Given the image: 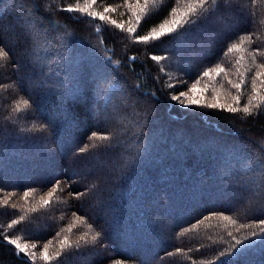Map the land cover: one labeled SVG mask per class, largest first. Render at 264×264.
Segmentation results:
<instances>
[{"label":"trees","instance_id":"16d2710c","mask_svg":"<svg viewBox=\"0 0 264 264\" xmlns=\"http://www.w3.org/2000/svg\"><path fill=\"white\" fill-rule=\"evenodd\" d=\"M83 2L0 0V24L19 33L0 35L11 53V61L0 59L6 85L0 87V264H33V251L35 264H219L234 239L264 219V198L246 190L264 183V85L257 80L255 94L251 87L264 64V54L254 51L264 52V0H232L231 9L149 46L129 37L136 14L137 34L145 35L172 7L186 11L191 0H156L145 14L143 0H99L93 10L116 8L105 15L123 21V31L110 20L65 10ZM233 43L240 47L225 55ZM217 63L225 72L202 77ZM241 77L243 92L228 83ZM234 96L241 99L236 112L190 103L226 108L235 106ZM23 99L30 107L21 102L17 119L14 108ZM92 132L112 139L89 140ZM86 189L79 198L70 195ZM7 192L16 195L4 205ZM5 236L27 244V252L17 255ZM229 264H264V243Z\"/></svg>","mask_w":264,"mask_h":264},{"label":"snow or ice","instance_id":"6c2138e0","mask_svg":"<svg viewBox=\"0 0 264 264\" xmlns=\"http://www.w3.org/2000/svg\"><path fill=\"white\" fill-rule=\"evenodd\" d=\"M140 0H137V4H139ZM156 2V0H143V6L139 8V13L141 14H145L149 12V6L151 4H154ZM176 3H181L182 0H175ZM257 2V0H252V3L255 4ZM99 3V0H84L83 2V6L82 7H68L67 9H65L68 12H80V13H86L89 17H91L93 20H95L97 17L99 18L100 21H105V20H110V22L115 25L117 28H119L121 31L124 30L125 28V24L123 21L121 22H117L116 20H112L109 16H106L105 13H113L115 12L117 9L110 7V6H106L103 8V11H96L93 10L94 6L97 5ZM124 3L127 4V0H124ZM209 3H211V7H208ZM232 0H191L190 3H187V9L186 11L183 12H179L177 8L172 7L169 10L168 16L164 17L160 23L157 26H154L147 34L145 35H139L138 33V27L141 25L142 20H141V15L136 14L135 16V23L137 27H129L127 29L128 33H129V37L136 43H142L146 46L151 45L153 42L159 41L161 40L162 37H164L165 35H170L174 32L177 31L178 28H184L185 25H187L189 28L194 25V24H199L202 20L203 21H208L212 18V16H214L217 12L220 11H226L232 8ZM2 18V17H0ZM148 18L147 15L144 16V19L146 20ZM23 31V30H21ZM102 29L100 27V25L96 26V32L97 34L101 33ZM0 35L2 36H9V35H15V36H19V33H14L13 31H11V26L10 25H4V24H0ZM37 39H39V37L37 36ZM249 39L248 36H244L241 39V42H243V40H247ZM26 42H30L28 40H26ZM100 45L103 46L104 45V40L101 37L100 38ZM240 47L239 44H231V46H229L227 48V51L225 52V55H227L228 53H231L234 49H238ZM255 52L257 53H261L264 54V52H262V50H260L259 48L254 49ZM7 58L9 61H11V53L10 50H7L3 43L0 42V59H5ZM152 60L154 61H161L162 59H164V57L159 56V55H152L150 57ZM130 59H135V57H130ZM12 67H17V65L15 63H12L11 65ZM257 67L260 69V71H257L254 73V75L251 77L252 79V84L251 87L253 89V93L255 94V90L257 88V84L256 81L259 80L260 85H264V79H260L262 76H264V64H258ZM212 72H215L217 74V76H219L220 73L225 72V68L220 67L219 63H217V65L214 68H209L208 70L204 71L202 73V77H209L211 75ZM197 78V80L192 84L191 88L189 89L190 91H197V84L200 83V79L202 78ZM182 83H186L185 81H180ZM228 83L231 85L232 88L241 90V92H243L244 87L247 84V80L244 77H241L240 80L238 82H233L232 80H228ZM0 87H6L5 84H0ZM168 87L170 88H174L175 85L174 84H169ZM205 91H207V89H205ZM180 96H185L186 93L185 92H180L179 94ZM172 99L173 100H179V96H177L175 93L172 94ZM234 101H235V106L233 105H229L226 108L222 105H220L218 102L217 103H211V104H204V105H199L198 101L196 100H191L190 103L193 105H197L198 107H206L208 109H219L222 111H231V112H236L238 110V106L241 105V99L239 96H234L233 97ZM23 103V105L25 107H30L29 105V101L27 99H23L22 101H17V106L14 108L15 113L17 114V119L20 118L19 114L21 113L22 109L21 107H19L18 105L20 103ZM249 104H251V106L253 108H255L257 110V112L260 110V105H256L254 104L252 101H249ZM243 111L246 114H251L250 113V108L249 106L245 105L243 106ZM27 118V117H25ZM98 139V140H102V141H110L112 139V137L108 134H104V133H99V132H92L91 135L88 137L89 140L92 139ZM89 146L85 145L83 147H80L78 149L77 154H83L85 153V151L87 150ZM108 147V146H105ZM60 183L59 180H56V185H58ZM255 182L253 181L252 183L248 184L246 186V190L249 194V196H260L261 198H264V183H261L259 185H256L255 187H253V184ZM56 187L53 186L52 188V192L50 193V196L52 194L55 193L56 191ZM35 191V188H31L27 191H24L22 193L23 198L27 199L30 196V192ZM0 192H5V189L3 187H0ZM87 192V189L84 192H72L70 193V195H73L75 198H79L83 195H85ZM16 195L15 192H7L5 198H4V205H7L9 203V200ZM50 199L48 200H44L43 203L44 205H48L50 203ZM73 215H76V213H73ZM213 215H217V213H213ZM208 216H205L204 219H208ZM224 219H229V217L224 216ZM21 219H23V217H21ZM231 223H235V221H231ZM17 223L16 220H13L10 224H8V227L11 228L13 227V225H15ZM241 227L244 228H248V227H253V225L251 224H243L241 225ZM57 235H59V233H57ZM100 233L97 232L94 236H92V240L93 242H96L99 237H100ZM231 235V234H230ZM5 239L7 240V242L9 244H13L15 245L16 249L18 250L17 255H19L20 253H26L27 252V244H25L24 246H21L20 243H18L16 240L8 238L7 236H5ZM80 241H83L85 244H87V241L84 240V237L81 236L80 237ZM80 241L77 242V250L79 248V243ZM51 241H49L50 243ZM62 243H67L69 248H72V244L68 243L67 240L61 241ZM259 243H264V219H260L256 224H255V228L252 232H250L247 236L241 238V239H234V250L233 252H231L227 257L222 258L219 261V264H229V262H232L234 260V258L243 255L245 252L249 251L252 247L256 246ZM32 248L35 250L38 247V242H32L31 244ZM199 250V249H197ZM176 251H180V249H177ZM63 251H61V253H58V255H62ZM170 254V253H169ZM41 255H43V258L47 261L49 259V255L47 252V244H45L44 246V251L41 253ZM35 257H36V253L35 251H33L32 253V261L33 264H35Z\"/></svg>","mask_w":264,"mask_h":264},{"label":"rangeland","instance_id":"374dc122","mask_svg":"<svg viewBox=\"0 0 264 264\" xmlns=\"http://www.w3.org/2000/svg\"><path fill=\"white\" fill-rule=\"evenodd\" d=\"M193 98V97H192Z\"/></svg>","mask_w":264,"mask_h":264}]
</instances>
